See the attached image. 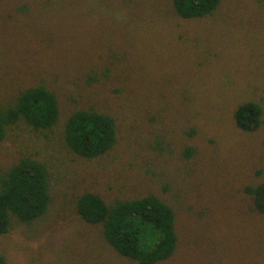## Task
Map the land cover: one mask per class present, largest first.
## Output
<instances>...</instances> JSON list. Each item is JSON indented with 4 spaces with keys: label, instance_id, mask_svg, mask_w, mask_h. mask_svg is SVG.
Returning a JSON list of instances; mask_svg holds the SVG:
<instances>
[{
    "label": "rangeland",
    "instance_id": "rangeland-1",
    "mask_svg": "<svg viewBox=\"0 0 264 264\" xmlns=\"http://www.w3.org/2000/svg\"><path fill=\"white\" fill-rule=\"evenodd\" d=\"M39 84L56 92L59 122L11 126L0 173L35 158L52 198L31 222L11 217L0 236L7 264H140L80 216L88 191L108 202L153 193L173 206L178 248L157 264H264V213L245 190L264 182V118L252 132L234 118L245 101L264 109V0H221L194 18L172 0H0V106ZM79 109L115 118L106 154L66 145Z\"/></svg>",
    "mask_w": 264,
    "mask_h": 264
},
{
    "label": "trees",
    "instance_id": "trees-1",
    "mask_svg": "<svg viewBox=\"0 0 264 264\" xmlns=\"http://www.w3.org/2000/svg\"><path fill=\"white\" fill-rule=\"evenodd\" d=\"M221 0H172L182 18L212 13ZM239 128L256 131L263 124L264 109L255 101H245L235 110ZM60 105L55 91L44 84L23 89L10 103L0 106V142L11 126L24 122L36 131L58 124ZM115 118L95 109L72 112L65 123V143L77 155L95 158L109 152L117 143ZM190 151H194L191 147ZM50 171L41 161L23 156L0 173V236L9 231L11 217L31 222L44 215L51 203ZM255 208L264 213V182L248 185ZM77 211L88 223L102 226L114 249L140 264H157L171 258L179 244L176 212L156 194L106 201L88 191L77 199ZM0 264H7L0 252Z\"/></svg>",
    "mask_w": 264,
    "mask_h": 264
}]
</instances>
